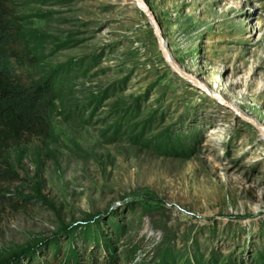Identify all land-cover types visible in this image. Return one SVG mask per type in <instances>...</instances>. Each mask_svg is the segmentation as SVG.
I'll list each match as a JSON object with an SVG mask.
<instances>
[{
  "label": "rangeland",
  "instance_id": "rangeland-1",
  "mask_svg": "<svg viewBox=\"0 0 264 264\" xmlns=\"http://www.w3.org/2000/svg\"><path fill=\"white\" fill-rule=\"evenodd\" d=\"M146 1L206 91L133 0H10L53 138L7 153L0 263L264 264V142L210 95L264 127V0Z\"/></svg>",
  "mask_w": 264,
  "mask_h": 264
},
{
  "label": "trees",
  "instance_id": "trees-1",
  "mask_svg": "<svg viewBox=\"0 0 264 264\" xmlns=\"http://www.w3.org/2000/svg\"><path fill=\"white\" fill-rule=\"evenodd\" d=\"M12 19L10 0H0V181L12 178L6 165L10 149L34 138H53L41 110L52 103L48 96L52 95L54 82L35 77V67L26 61L21 32ZM34 248L0 264H22ZM111 260L112 257L84 254L78 260L55 256L29 264H118Z\"/></svg>",
  "mask_w": 264,
  "mask_h": 264
},
{
  "label": "water",
  "instance_id": "water-1",
  "mask_svg": "<svg viewBox=\"0 0 264 264\" xmlns=\"http://www.w3.org/2000/svg\"><path fill=\"white\" fill-rule=\"evenodd\" d=\"M133 1L138 6L140 11L149 20L152 28L155 31V36L157 38V41H158V44H159V47H160V52L162 53V55L164 56L166 62L170 65V67L180 77H182L183 79H186V80L196 84L198 87H200V88H202L203 90L206 91V89L203 86H201L194 78H192L190 75H188L187 73L182 71L180 69V67L178 66V64L172 59V57L170 55V52L165 47L166 41H165V39L163 37L162 27H161V25L159 23V20H158L156 14L153 12L151 7L149 6V4L147 3V1L146 0H133ZM210 95L215 100L219 101L221 105L227 107L228 109H232L236 113L237 117H239L242 121L247 122L248 124L252 125L255 129L260 131L262 135H264V127L260 126L252 118L242 114L240 111H238L237 109L233 108L231 106V104L226 99H224L222 96H220V95H212V94H210Z\"/></svg>",
  "mask_w": 264,
  "mask_h": 264
},
{
  "label": "bare ground",
  "instance_id": "bare-ground-1",
  "mask_svg": "<svg viewBox=\"0 0 264 264\" xmlns=\"http://www.w3.org/2000/svg\"><path fill=\"white\" fill-rule=\"evenodd\" d=\"M165 47H166V49L170 52V55H171V49H170L169 44H168L167 42L165 43ZM171 57H172V59L174 60V58H173L172 55H171ZM174 61H175V60H174ZM210 92H211L212 94H214V95H222V94L219 92V90H218L216 84H215V86H213V87L211 88V91H210ZM230 103H231V106H232L233 108L237 109V110L240 111L242 114H244V115L247 116L246 112L243 110L242 106H240L239 103H237V102H235V101H230ZM256 134L260 137V141L264 142V135H262L261 132L258 131L257 129H256Z\"/></svg>",
  "mask_w": 264,
  "mask_h": 264
}]
</instances>
